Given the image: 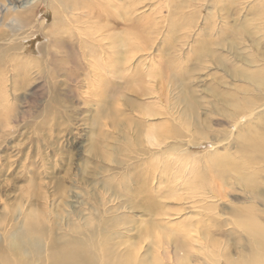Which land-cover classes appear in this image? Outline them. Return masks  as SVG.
Here are the masks:
<instances>
[{"label": "rangeland", "instance_id": "rangeland-1", "mask_svg": "<svg viewBox=\"0 0 264 264\" xmlns=\"http://www.w3.org/2000/svg\"><path fill=\"white\" fill-rule=\"evenodd\" d=\"M10 1L16 3L17 6L23 7H25L29 1L31 3L35 2L33 5V7H36L34 9L35 18L43 23L45 27L42 34L50 32L54 35L55 33L59 35L61 34L62 40L65 41V44L57 45L53 49L54 56L55 53L57 54L56 57H53L54 65L56 67L53 66L54 71L51 74L52 81H56L55 84L48 83L50 82L49 80L41 77V75L37 73L38 69L36 68L37 65H35L34 61V63L30 64V67L33 68L31 74H29L28 77L25 75V78H23L24 73H22L23 79L16 81V85L18 84L17 86L20 90H14V76H12L13 67L9 64L6 66L0 64L1 234H4L2 230H8L12 224L16 225L19 223L20 226L23 225L28 213H34L43 217L48 224L52 225L54 220H51L52 222L49 221L52 214L53 216H66L70 220L77 222L79 221L77 220V217L79 218L78 211L81 212L82 210L85 214L89 212L88 209H91L92 206L96 209L100 208L101 204H103V202H101L104 198L103 196L107 193L104 189L105 184L113 179H116L115 181L120 183L118 178L113 177L114 173H116L114 170V173L108 172L110 167L111 169L113 167L116 168L114 164L106 159V157L112 153V150L110 151L108 148H112V146L119 141V143L122 142V144H120L122 146L124 143L126 144V142H130L128 147H131L133 153L138 152L140 147L145 145L146 148L149 147L148 149H150L152 146L150 145V142L148 143L146 141L145 136L150 129L152 130V126L153 130H156V124H159V122L160 125L163 124L165 126L157 125L159 131H161L160 133H164V135H160L159 132L157 133L159 134V138L160 136L162 137L160 139L162 147L161 149H158V160L154 163L150 162V166L149 164L146 167L142 166L140 168L141 170H139L140 173L138 176L148 190V192L146 191L148 194L146 193L147 195L144 194L143 196L161 198L162 194L158 195L155 192H152L154 195H150L151 185L155 182L153 178L159 177V183L160 180H162L161 182H163V184L160 186L161 188L162 186L163 188H166L164 181H167L168 179L173 180L174 183L171 185L170 191L164 195H170L171 193L174 195L177 194L176 197L170 200L168 205L165 206L167 210L172 211V219L176 218L174 221L175 223L176 221L180 222L184 219L197 220L201 215L196 214L195 212L200 210L202 212V206L206 205V207H210V209L217 206L218 202L216 205H213L214 203H211L213 202L212 199L207 201L208 204L207 202H203L204 204L202 202V204L198 203L197 200H195V202L194 199L189 201L190 195L193 193L192 190H190V181H194V176L197 174L199 175L201 170L204 171L208 165L209 156L214 154L215 148L204 144L205 141L203 142L201 134L194 136L197 137L195 138L196 140L191 138L193 136L192 133H185L182 138H174L173 136L169 141H166V135L169 132L172 134L171 130L174 131L175 129L185 131L186 126L184 125H186V121L190 122L192 125L191 121H193V117L190 116L192 120H190V118L187 120L184 115L185 113L189 114L184 111L186 108H183L188 101L190 103L193 101L205 102L201 106L203 112L201 113L199 111V116H201L199 117V121H207V123H211L209 124L208 131L212 129L217 131L215 132L212 130L204 135L212 138L220 129V131L223 130V132H227L228 129H230V126L228 128L227 124H223V127L216 125L220 117L215 110L222 108V110H226L225 106L220 103V100H218L219 98L216 97H220L222 94L225 96V93L236 94L239 96L241 93L235 91L237 87L243 89L248 85L243 79H237L233 75H229L228 71L233 68L231 66H234L236 62L235 67L240 70L242 69L241 71L238 69L240 72L254 70L248 64L243 62V60H246L251 55L257 54L253 47L254 39L250 38L248 34H242V32L239 33L238 37L235 35L232 36L229 33V30H233L240 25L238 28H242L243 31L249 30V32H253L258 23H264V16L261 14H259L261 17H259L260 22H253L258 16L257 14L252 13L255 0H182L181 4H179L181 0H137V7H130L131 1L134 0H114L113 2L111 0H88L92 2L94 10L92 11L93 14L89 15L82 11L73 10L78 8L76 1L78 2L80 0H66L70 5V8L67 14L60 11L59 14H61L60 17L63 16V22L68 21V23H62V19H60L56 26H54L56 23V20L54 22V11L47 6V1L49 0H0V3L7 5ZM225 5H227V10H224ZM105 6H113V9L110 7L108 8V12L113 10V12H111L113 18L108 16L104 9H102L105 8ZM97 7L99 9H96ZM202 7H204V9H202ZM200 9L202 10V13H198ZM19 11L21 12V10ZM22 11L24 13L29 12L28 10ZM97 12L100 13V17L97 16L99 15ZM2 15V23L8 25L10 19H12L15 14L5 12L2 13ZM65 15H67V18H70V21L64 17ZM104 15L106 16L104 17ZM24 17L25 14L22 15V18ZM137 17L141 18L143 23L141 25H144L140 26L141 30L143 31V28L145 29L147 27L145 30L146 32L144 31L145 33L138 30L139 35L143 38V41L138 44V47L142 50L139 52V55H135V50L132 48L127 49V46L121 47L118 39H115L116 41H114V38L112 39V36L117 37L124 35V27H131L136 23L134 18ZM98 22L100 25L97 24ZM103 24L107 25L106 28L109 30L101 28ZM172 26L174 27L173 31L171 30ZM91 28L93 29L90 31L89 29ZM94 28L101 30L98 31ZM238 28L237 32L239 31ZM103 29L105 31L102 32ZM89 31L90 33H88ZM0 32L10 33V36L15 35L14 33L17 34L16 31L11 30L9 27H0ZM92 32L94 35H97L94 37ZM29 33L31 38L29 37L26 41L22 42L23 49H26L27 55L25 54V56L29 58L34 57V59L37 60V63L38 59L41 62V58L44 56L39 57L38 48L40 45L47 42V38L44 37V34L42 35L39 31L37 32V29H35L34 32ZM87 33L90 34V36H87ZM77 35H81L82 37L78 38ZM110 36L112 41L108 39ZM130 36V34L128 36L126 34L128 46L131 45L130 40L128 43ZM82 38L84 39L82 40ZM95 38L98 42L92 40ZM84 40L86 45L88 44V47L83 44V46L79 45L84 43ZM110 41L112 43L113 41L115 42V45L113 44L114 47ZM232 41L244 46L245 49L242 51L232 50L231 45L234 43ZM92 45L94 46L92 47ZM98 45H102L106 50L109 49L110 51H107L110 52L113 57L106 58L103 54V50L100 51L98 57L94 56V54H97L99 51V48H95ZM110 46L113 47L114 51ZM246 50L248 51L245 52ZM259 50L261 53H264V45L260 47ZM122 52L128 53H126V62L123 61L119 66L116 61L114 62V59L116 60V58L119 57L118 54ZM196 54H198V56ZM237 54L238 56L242 55L243 60L239 59L237 61L234 57ZM232 56L234 57L233 59H231ZM207 58H209V60H207ZM112 60L114 63L111 62ZM172 62L175 64V67L170 65ZM109 64H113L116 69H112ZM250 68H252V70ZM168 69L169 73L165 72V70L168 71ZM109 70L112 72L109 73ZM181 70L191 73L190 78L192 82L188 80L186 81V79L182 78L183 84L185 83V86L187 84L190 87V89L187 90L184 88V94L181 92L179 79L175 76V74L181 72ZM95 75L101 76L102 80H106L109 86H114V89L109 92L107 96H98V90L102 93L100 86L103 81L98 80V77L95 78ZM166 76L168 78H165ZM215 90L217 93H214ZM212 93H214V95ZM194 94H197L200 99ZM240 97H243V95L241 94ZM211 102L213 104H211ZM176 103L177 105H175V107L174 104ZM211 106L212 108H210ZM173 107L175 108L173 109ZM210 110L212 111L211 113ZM204 111H206V114ZM143 113H145V115H143ZM148 113L150 115L155 113V116L157 117L154 115L149 116ZM158 113L161 114L163 119L165 118V121H163L162 118L159 119L160 114ZM213 113H215L214 116H218L216 119L213 116ZM121 115H123V117ZM124 115H128V117L132 119V123L130 124L129 122L130 125L125 128V130L122 127H120V129L119 127L116 128L114 122H117L118 124L119 122L124 123V119L126 120L127 118V116ZM142 115L147 116V119H152L150 120L151 123L145 120L142 121L143 123H146V125L141 130V135H138L136 129L138 125L135 122L141 121L139 117L141 118ZM94 117L96 119L94 124L96 125L92 124V119ZM166 118L169 119L167 120ZM172 118H175L174 121ZM185 118L186 120H184ZM169 121L174 123H170ZM153 123L156 124L154 125ZM172 124H174V126ZM175 126H177V128H175ZM159 127L163 129H160ZM168 127L172 128L168 129ZM215 127L217 129H215ZM202 132H207V130L204 129ZM137 140L139 142H136ZM176 140H181L185 143L180 141L181 143L179 142V144L181 145L175 148L176 150L171 151V155L169 154L170 152H168V143L176 142ZM188 142H192L190 144L193 145L186 147ZM211 143L212 142H209V144ZM122 146L121 148L123 149ZM124 148L126 149L127 146ZM162 156H164L165 159ZM219 156L222 155L219 154ZM200 157L202 158L199 161ZM235 162L238 164L241 163L239 157L236 158L235 156ZM191 164L198 165H194V167L193 165L191 166ZM261 165L263 164L256 166V168L261 170L263 168L262 171H264V165L260 167ZM146 168L148 170L150 169V173L149 171L145 172ZM189 168L190 170L187 171ZM154 171H157L158 173H155ZM140 174L143 175L140 176ZM186 178L189 180L187 181ZM257 181L260 185H264L263 178H257ZM74 184L78 189L74 188V192L79 194L80 201L83 205H76V208L70 209L69 207H71V204L73 203V200L69 198L71 193L65 195L62 192L65 189L70 190V187ZM149 185L150 187H148ZM163 188L161 190H164ZM185 191L189 194L188 196H186L187 194ZM228 193H230L227 199L228 203L218 205L217 210L224 209L226 206L230 205H242L238 202L243 200V192H241L239 188L233 187ZM239 193L242 194L240 195ZM182 196H184V203L180 202ZM105 197L113 202L116 201V198L113 196L112 198L114 200L110 199L111 195L109 196V194H106ZM196 204H201V206L199 205L198 207ZM209 204L212 205L210 206ZM151 207L154 208L155 204L151 205ZM196 207L200 210H197ZM177 209L180 210L181 214H183L182 212L186 213L184 214L185 217H180L181 215L176 214ZM138 210H141V213L138 211L137 216L133 214L130 217H132L135 222L139 223L145 237L147 236L145 235L147 230L155 232V227L159 229L166 223L164 221L161 225V223L159 224L157 222L163 217L162 212H160L158 217V215L156 216L155 211V213L153 212L154 215L152 212L148 214V212H145L141 207H139ZM192 211H194L193 214ZM67 214H69V216H67ZM168 226L172 230L173 227L171 226L173 225L169 224ZM132 233L133 234L131 235L137 238V233L141 232L140 230H136ZM165 239L167 238L165 237ZM139 240L140 238H137L136 241ZM148 242L143 246L147 249L151 246L152 250H154L155 245Z\"/></svg>", "mask_w": 264, "mask_h": 264}, {"label": "bare ground", "instance_id": "bare-ground-1", "mask_svg": "<svg viewBox=\"0 0 264 264\" xmlns=\"http://www.w3.org/2000/svg\"><path fill=\"white\" fill-rule=\"evenodd\" d=\"M111 1L113 2L114 0H111ZM181 2L182 0L180 1L179 4H181ZM34 3L35 2L31 3L29 1L25 7L17 6V4L12 1H10L9 4L7 5H3L0 3V10H1L0 27H7V28L9 27L11 30L16 31L18 34L17 35L16 33H14L15 35L10 36V33L8 34L7 32H4V33L0 32V64H3L5 66L9 64L11 65V67H13L12 76H14V81H13L14 90L15 89L20 90V88H18L17 86L18 84L16 85V81L25 78V75H27L28 77V75L31 74V71H33V68L30 67V64L34 63V61H35V65H37L36 67L38 69L37 73L41 75V77L49 80L50 82L48 83L55 84L56 81L55 80L52 81L51 74L54 71L53 66L56 67L54 65L53 57H56L57 54L55 53V56H54L53 49L57 45L65 44V41L62 40L61 34L59 35L55 33L54 35L51 32L47 34L43 33L44 37L47 38V42H45V44L40 45V47L38 48L39 49L38 53L40 55L39 57L44 56L45 58L42 57L41 62L38 59V63H37L36 62L37 60L34 59V57L29 58L25 56L26 49H23L22 42L26 41L30 37L29 32H34V30L37 29V32L39 31L42 34V32L45 29L44 24L35 18L34 9L36 7H33ZM47 4H48L47 6L50 7L54 11V15H55L54 22L56 20V23L54 26H56L59 23L60 19H62L61 21L62 23H66V22L68 23V21L63 22L64 21L63 16L60 17L61 14H59V11L67 14L70 8V5L66 2V0H55V1L49 0L47 1ZM76 4L78 8H75L73 10L82 11L83 13L88 14V15L93 14L92 11L94 10H93V5L91 1L80 0L78 2L76 1ZM132 6L137 7L138 1L137 0L131 1L130 7ZM226 6L227 5L224 6L225 7L224 10H227ZM109 7L113 9V6H105V8H102V9H104V11L107 13L108 16H111L113 18L112 16L113 14H111L113 10H111V12H108ZM23 8H29V9H23ZM96 9H99V8L97 7ZM202 9H204V7H202ZM19 10H21V12ZM22 10H28L29 12L24 13ZM5 12L15 14L14 17L10 19L8 25L2 23L3 21H2L1 16H3L2 13H5ZM198 13H202V10L200 9ZM252 13L258 15L256 20L253 18L254 19L253 22L259 21V17H260L259 14L264 16V0H255ZM23 14H25L24 18H22ZM97 16L100 17V13ZM105 16L106 15H104V17ZM64 17L70 21V18H67V15H65ZM176 19L179 20L178 18ZM134 21H136V23H134L131 27L130 26L124 27V32H123L124 35H122L123 34L122 33L121 34L122 36H117L118 38L116 36H112V39L114 38V41H116L115 39H118V42L119 44H121V47L127 46L128 47L127 49L132 48L135 50V55H139L140 54L139 52L142 50L138 47V44L141 41H143V38L139 35V31L141 30L140 26H144V25H141L143 23L140 17L134 18ZM97 24L100 25L99 22ZM263 24H264L263 22L258 23V25L254 28L253 32H249V30L243 31L242 28H238V26L240 25H238L233 30L232 29L229 30V33L232 36L235 35L236 37H238L240 32H242V34H248L250 38L254 39L253 47L257 53V54L251 55L246 60L242 59L241 54H240L241 56H238V54L236 56H234L235 54L233 55L237 59V61L239 59L243 60L245 64H248L250 67L254 69L253 71L240 72L242 69L240 70L239 68L235 67L237 63L236 62L234 66H231L233 68L228 71L229 75H233L237 79L241 78L245 82L248 83V85L245 84L247 87H244L243 89L240 87H237V89L235 90L237 93L239 91V93H241L243 97H240L241 94H239L238 96L236 94L233 95L230 93H225V96H223V94L221 96L217 95L220 97H216L215 95L216 98H219L218 100H220V103L223 104L226 108V110H222L223 108L215 110L218 116L220 117V119L218 118L219 119L218 122L216 121L217 124L216 123L215 124L218 126L227 124L228 125L227 127L229 128L230 126V129H228L227 132L226 131L223 132V130L220 131L221 130L220 129L219 132L212 138L207 135H204V134H208V132L213 130L212 129L208 131L209 126H210L209 124L211 123H207V121L206 122L199 121L200 120L199 117H201L199 116L200 115L199 111L201 113L203 112L201 110V106L205 102L204 101L203 102L193 101L190 103L188 101L185 107H183V104H182V107L186 108L184 109V111L189 113V114H186V113L184 114L187 120H189L190 116L193 117V121H191L192 125L190 124V122L184 121L186 123V125H184L186 126L185 131L184 130L182 131L181 129H175L174 131L171 130L172 134L170 132L168 134L166 133L167 134L166 137L168 139V140L166 139V141H169V139L171 140L173 136L174 138L180 139L184 136L185 133H188V134L192 133L193 136L191 138L193 140H196L195 138L197 137H194V136L201 134L203 142L205 141L204 144L210 145L211 147L215 148L214 154L209 156L208 165L206 166L204 171L200 169L201 172H199V175L197 174L195 175L196 177L194 176L193 178L195 182L193 180L190 181V188H191L190 190H192L193 193L191 191L190 192L194 196L190 195L189 201H191V199H194V201L197 200L198 203H201V202L203 203V202L209 201V199H212L213 202L211 203L212 204L214 203L213 205H216L217 202H218L217 206L220 204H226L228 203L227 199H228V196L230 195V193L228 192L233 187H237L240 189L241 192H243V196H242L243 200L237 199V200H240L238 202H240V204L242 205L237 204V206H235L236 204L234 202L235 205L231 206L229 204L230 206H226L224 209H219V210H217V206L216 207L212 206L213 209H210V207H206L205 205V206H202L203 209L201 208L202 212L199 208L197 209L196 207V209L200 211H196L195 213L201 215L200 218H198L197 220L184 219L183 221H180V222L176 221L175 223L174 221L176 218L172 219V214H171L172 211L167 210L165 206L168 205V202L174 199L177 194L174 195L171 193L170 195H164L170 191V187L174 183L173 180L168 179L167 181H164L166 188H163L162 186L164 190H161L162 188L160 186L163 184V182H161L162 180H160V183H159V177L153 178L155 182L153 185H151L150 195H154L152 194V192H155L158 195L162 194L161 198L160 197L155 198L154 196H148V197L143 196L144 194L148 192V190L146 189L145 185L142 183L140 177L138 176L140 173L139 170H141L140 168L142 166L146 167L150 162L154 163L155 161L158 160V157H159L158 149L159 148L161 149L162 147L160 143V139L162 137L160 136L159 138V134H157L158 132L159 133L161 132L158 129V126L160 125V122H159V124L155 123L158 131L156 132L157 129L153 130V126L151 124L152 130L151 129L150 131L148 130L149 132L145 136L146 141L148 143L150 142V145L152 146L150 149H148L149 147L146 148L145 147L146 145H145V146H141L138 152L133 153L131 150V147H128L130 145V142H126L127 144L126 145L124 143L125 141L123 142L124 143L123 146L120 145L122 144V142L119 143L118 141L112 146V148H108L110 151L112 150V153L108 155L110 157L106 155L107 156L106 159H108L110 163L116 166V168L113 167L114 169L113 168L111 169L110 167V169H108V172H113L114 170V172L116 173L113 172L114 173L113 177L118 178L120 183L115 181L116 179L115 180L113 179L111 181L109 180V183L105 184L104 189H105V192H107L105 193V195L106 194L107 195L109 194V196L111 195L110 199H113L112 196L116 198L115 202L109 200L104 195L103 196L104 198L101 201L103 202V204H101L100 208L96 209L95 207L92 206L91 209H88L89 212L85 214L82 212V210L81 212L78 211L79 218L77 217V220L79 221L77 222L70 220L66 216H63V217L61 215L53 216L52 214V217L51 219L49 218V221L50 222H52L51 220H54V221L52 222V225H50L47 223V221L43 219V217H40L34 213H28L23 225L20 226L19 223H17L16 225L12 224L8 230L7 229L2 230L4 234L0 233V264H264V185L263 186L260 185V183L257 181V178L264 179V173H262L264 171H262L263 168L262 170L256 168V166H259L260 164L264 165V53H261L259 50L260 47L264 45V25ZM103 25L102 27L101 26L100 27L107 30L108 29L106 28L107 25L105 24ZM237 28L239 29L238 32H237ZM92 29L93 28L89 30L91 31ZM104 29L102 30V32L105 31ZM146 29L147 27L145 29L143 28V31L142 30L141 31L145 33ZM173 29L174 27L172 26L171 30L173 31ZM90 31L88 33H90ZM88 33H87V36H90V34ZM94 33H97V32H94ZM126 34L127 36L129 34L131 35L128 39V43H129V40L131 42L130 46H128L127 44ZM92 35L95 37V35L97 34L94 35L92 32ZM77 37L79 38L82 36L77 35ZM110 38L111 36L108 39ZM83 39L84 38H82V40ZM112 39L110 40L112 41ZM85 40H84V43H81L79 45L83 44L85 46L86 45ZM92 40L94 41L96 40V38ZM114 41L113 43L111 42L112 45L115 43ZM96 42H98V40H96ZM232 42H231L232 50L242 51L245 49L244 46L237 44V42L235 41H232ZM93 46L94 45H92V47ZM86 47H88V44L86 45ZM113 47L111 48L113 49ZM95 48H99V51L97 52V54H94V56L98 57L100 55V51L103 50V54L106 58L113 57L111 56L112 54H110V52L107 51L109 49L106 50L105 48H103L102 45L100 46L98 45ZM247 51L248 50H246L245 52ZM84 52H85V49H84ZM126 53L122 52L118 54L119 57L116 58V60L114 59V62L116 61V63L119 66L122 64L123 61L126 62L125 60ZM196 55L198 56V54ZM233 56L231 59L234 58ZM207 60H209V58H207ZM111 62H113V60ZM170 65L174 66L175 64L172 62ZM110 67L112 69H116L113 64L110 65ZM240 68H241V65H240ZM252 68L250 69L252 70ZM187 69H188V66H187ZM238 69L240 71H238ZM111 72L112 71H110L109 73ZM165 72L169 73V69L168 71L165 70ZM22 73H24L23 75L24 77L22 76ZM175 76L179 79L181 92L182 94H184V88H186L187 90V89H190V87L187 84L185 86V83L183 84L182 78L186 79V81L187 80L191 81V78H190L191 73L188 71L181 70V72H178L177 74H175ZM96 77H98V80H102L101 76L95 75V78ZM165 78H168V77L166 76ZM102 81L103 83L100 86L102 93L99 90L97 92L99 97H102L105 95L107 96V94L114 89V86H109L106 80H102ZM214 93H217L216 90ZM214 93L212 94L214 95ZM194 95L198 97L197 94H194ZM198 99L200 98L198 97ZM211 104L213 103L211 102ZM175 105H177V103L174 104V106ZM212 106L210 108H212ZM175 107H173V109ZM177 109H178V106H177ZM212 111L210 110V113ZM205 112L206 111H204V113ZM214 114L215 113H213V116ZM143 115H145V113H143ZM143 115L141 116V118L139 117L141 121L135 122L138 125L136 127L138 131L137 132L138 135H141V132H142L141 130L146 125V123L142 122L143 120L149 121V123H151L150 120L152 118L147 119L146 118L147 116H143ZM153 115L155 116V113L154 114L152 113V115L149 114V116H153ZM121 116L123 117V115ZM124 116H127L126 118L127 121L124 119L125 122L124 123L119 122V124L117 122H114L115 124H118V125L114 124L116 128L119 127L120 129V127H122L125 130V128H127L132 123V119L128 117V115H124ZM159 116H158L159 119H161L162 118L161 114ZM214 117L215 119L217 118L216 115ZM186 118L184 120H186ZM164 119L162 118L163 121H165ZM205 119H206V116H205ZM190 120L192 119L190 118ZM95 122H96V119L94 117L92 119V124H94ZM162 125L163 124H161L160 126ZM172 125L174 126V124ZM172 127H168V129ZM175 128H177V126H175ZM160 129H163V128H160ZM204 129L207 130V132H202ZM215 129L217 128L215 127ZM213 131L216 132L217 130H213ZM161 134L164 135L163 132L160 133V135ZM180 141L181 140L179 141L176 140V142L168 143V152H170L169 154H171L172 153L171 151L176 150L175 148L181 145L179 144ZM136 142H139V141L137 140ZM181 142H184V141H181ZM209 142H212V143L209 144ZM190 143L192 142H188L186 144V147L193 145ZM121 146L123 147V149L121 148ZM125 146H127L126 149L124 148ZM219 154H221L222 156H219ZM235 156L236 158L239 157V161L241 163L238 164L237 162H235ZM201 158L202 157L199 158V161ZM199 161L198 163L200 164ZM192 165L196 166L198 164H191V166ZM263 165H261L260 167H262ZM147 168L146 170L144 169L145 172L150 170V169L148 170ZM158 169H161V168H158ZM169 169H170V166H169ZM188 170H190V168L187 169V171ZM142 175L143 174H140V176ZM173 176H176V175H173ZM188 180L189 179H187V181ZM148 187H150V185ZM74 188L77 189V186L75 184L70 187L71 191L65 189L62 192L65 195H67L68 193L69 194L71 193L69 195V198L73 200V203L71 204V207H69L70 209L76 208V205H79V206L83 205L80 201L79 194L74 192L75 191ZM59 190H62V189H59ZM188 195L189 194H187L186 196ZM184 196H185V193H184ZM184 196L180 198L181 200L180 199L178 200L184 203L185 202ZM153 204H155L154 208L151 207V205ZM201 204L199 205L201 206ZM199 205L197 206L199 207ZM139 207H141L145 212L147 211L148 214L151 212L153 213L155 211L156 213L155 212L154 213L156 214V216L158 215V217H159L160 212H162L163 217H161L160 220H158L157 222L159 224L161 223L162 225V223H164L165 221L166 222L165 224L173 225L171 226L173 227L172 230L170 229L168 225L163 224L159 229L155 227V230H156L155 232H153L152 230H147L145 234L147 236L145 237L143 234L144 232H142V227L139 225V223L135 222L132 217H130L133 214L137 216L138 211H140L139 213H141V210H138ZM182 213L183 214H181L180 210L177 209L176 214L181 215L180 217H183L184 214L186 213L184 212ZM193 213L194 211H192V214ZM67 216H69V214H67ZM136 230L137 231L140 230L141 232V233H137V238H140L139 241H136L137 238L131 235L133 234L132 232ZM165 237L167 239H165ZM146 241L148 243L155 245L154 250H152L151 246L148 249L143 246L145 243H147Z\"/></svg>", "mask_w": 264, "mask_h": 264}]
</instances>
